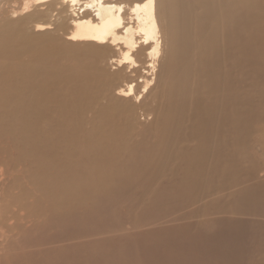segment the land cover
<instances>
[{
	"label": "rangeland",
	"instance_id": "obj_1",
	"mask_svg": "<svg viewBox=\"0 0 264 264\" xmlns=\"http://www.w3.org/2000/svg\"><path fill=\"white\" fill-rule=\"evenodd\" d=\"M126 1L130 3L133 0ZM11 2L8 4L11 9L20 4V0ZM43 20L38 19L37 21ZM217 28L221 30L220 25ZM60 33L62 34V32ZM57 49L61 55L57 52L59 57L57 56L56 60L62 59L58 61L63 62V65H69V73H72L73 70H76L74 68L80 67V65L85 68L87 65V69L97 67L102 70L106 68L105 70L110 72L114 71L109 60L99 59V53L94 49L82 46L69 48V45ZM116 53L114 51V57H117L118 53ZM160 62L157 63L154 79L153 76H149L150 72L146 74L143 71L145 70L144 66L140 63L138 71L131 73L132 76L129 75L135 83L137 81L138 85L141 84L140 80H143V76L153 79L147 92L141 93L143 88L137 87V92L141 93L143 97L139 101L131 99V111H127V107L120 111L124 105H129L126 99L120 100L119 111L111 107L113 106L111 105L113 96L106 91L95 96L93 107L88 113L85 112L74 120H70L69 112H64L69 111L66 96L64 97L66 102L64 107H60L63 111L61 113L56 111L55 104L46 102L44 104V109L48 113L46 118L35 123L39 125L32 132L35 136L34 140L29 139L28 142H25L30 144L31 148H28L30 145L25 143L22 145L23 141L19 140V138L23 140L21 137L23 130L14 121V117L19 112L17 105L12 104L13 101L9 96L0 97V170L9 172L4 175L7 181L4 179L5 183L0 187V197L4 198V195L7 197L14 193L19 194L22 201V209L15 206L14 210H11V217H14L17 225L13 224L9 228V241L0 252V263L264 264V129L262 130L264 122L261 121L264 115V111L262 112L264 97L262 100L259 99L258 103L255 101L263 96L262 92L258 91V94L256 90H252L248 91L250 94H246L250 109H253L252 105L254 108L257 107L253 111L252 109L246 111L251 116L256 114V117L254 122L253 118L250 120L245 117L244 119L245 137L247 138V140L244 139V142L247 141L249 146L246 150L244 148L245 151L243 150L244 153L240 156L241 160L238 161L239 175L236 180L238 191L250 188L255 192L246 193L250 195V198H255L257 195L258 201L252 202L244 198L235 200L238 195L234 197L236 194L234 190L226 191V193L220 191L221 195L219 190L222 187H217L218 185L214 183L211 184V188H215L216 193L214 189H211L210 194L207 195L205 192L197 196V199L183 187L176 186L183 183L182 179H185L188 172L182 150L184 153L196 148L194 136L185 134L187 126H190V130H192L197 125L191 114L194 103L191 101L195 100L196 92L192 89L189 92L190 103L185 104L180 110H175V117L173 115L172 118L177 121L173 119L169 121L168 116L171 114V108L167 106L168 92L163 88L166 85L165 73L162 71L165 62ZM162 64L164 65L162 66ZM236 73L238 75V72ZM237 75L235 74V76ZM252 77L248 78L249 88L256 81ZM202 94H204V98H208L207 93L203 92ZM256 97L257 99H255ZM55 98L61 103V97ZM248 99L254 103L251 104ZM261 102L262 104H260ZM107 103L111 106H108V113L105 115L117 118L115 125L118 130L113 131L109 135L110 137H107L105 144L101 146L92 137L96 133L91 127L90 120L96 116L94 112ZM70 104L69 98V107ZM258 105H262V109ZM188 110L189 112H187ZM258 112L259 116H257ZM155 116H157L156 119ZM186 117L188 118L186 119ZM211 117L214 118L209 124L212 138H215L216 144L221 142L213 147L214 150L212 147L210 148L216 154L224 150L223 148L227 149V145L223 147V144H226L227 131L224 130L225 137L214 136L212 128L221 129V116L215 114ZM180 118L181 120L178 122ZM183 121H189L190 124L189 122L182 124ZM174 122L179 123L178 128L176 124H172ZM169 125L175 129L174 132L170 131ZM180 127H184V131ZM159 128L161 130L158 131ZM236 133L234 135L235 143L238 142ZM219 139L222 140L218 141ZM162 141H164V145ZM222 142L224 143L222 144ZM20 147L22 152L19 150ZM161 147L162 150L166 147L169 151L171 150L170 152H175L172 154L171 160H167L169 154H166V148L162 151ZM53 156L59 161L56 158L52 160ZM216 157H213L214 160L211 161L212 166L215 165ZM12 164L13 170H11ZM161 164L164 166H160ZM150 166L153 170L150 169L151 174L159 172L154 178L151 176L152 180L147 178L151 175L148 173ZM166 167H169L167 168L169 172ZM160 168L165 169L168 174L171 173L170 176L165 172L161 174ZM208 172L205 177L209 175ZM14 173L18 176H15ZM248 173L250 174L248 175ZM33 175L35 182L32 179ZM171 176L172 178H170ZM25 179H28L27 182ZM23 180L28 187L23 183ZM123 183L126 187L124 190H119V186ZM166 187L178 190L175 192L178 195L171 197L168 192L163 193ZM47 191L51 193L47 194ZM228 192L230 193L228 194ZM35 193L36 195H34ZM48 195L56 200H50ZM36 197L38 198L36 199ZM0 199L4 204L2 197ZM27 200L28 202H26ZM33 200L35 204L32 203ZM51 202L53 206L50 205ZM31 206L37 208V211ZM52 208L56 213L51 211ZM36 222L39 224L37 225ZM34 235H36V240Z\"/></svg>",
	"mask_w": 264,
	"mask_h": 264
},
{
	"label": "bare ground",
	"instance_id": "obj_2",
	"mask_svg": "<svg viewBox=\"0 0 264 264\" xmlns=\"http://www.w3.org/2000/svg\"><path fill=\"white\" fill-rule=\"evenodd\" d=\"M11 1L0 0V97L9 96L13 101L12 104L17 105L19 112L14 113L16 114L14 121L23 130V136L21 135L23 140L19 138L23 141L22 145L29 139L34 140L35 136L32 132L39 125L35 123L46 118L48 113L44 109V104L46 102L55 104L56 111L61 113L63 111L60 107H64L63 105L66 103L64 101L65 96L68 98L67 109L69 108V111L64 112H69L70 120L79 118L85 112L88 113L93 107L95 96L105 91L113 96L111 104L113 106L110 105L111 107L119 111L120 100L126 99L129 105H124L120 111L126 107L127 111H131V99H136V101L142 99L141 93L147 92L155 77L157 63L163 61L165 66L162 64V71L165 73L166 81L163 88L168 92L167 106L171 108V114L168 116L169 121L176 120L172 118L173 115L175 117V110H180L185 104L190 103L189 92L192 89L196 92L195 100L192 98L194 101H191V103L194 102L192 106L195 108H189L194 117L193 121L197 125L192 123L196 125L192 130H190V126H187V133H185L194 136L196 148L194 147L195 149L192 151L184 153L181 149L188 172L185 179H182L183 183L176 186L183 187L185 191L197 197L205 192L208 195L213 189L215 191V188H211V184L214 183L218 185L217 187H222L219 194L223 191L226 193V191L234 190L236 193L234 197L238 195L235 200L244 198L252 202L258 201L257 195L255 198H250V195L246 193L255 192L252 189L243 188L245 190L238 191L236 180L239 175L238 161L241 160L240 156L244 153V148L246 150L249 146L247 141L244 142V139L247 140L244 119L245 117L250 118V120L253 118L254 122L257 112L256 110L255 115L252 114V116L247 113L246 110L252 108L250 109L248 106L246 94H250L248 91L252 90L261 91L263 96L259 95L261 98L258 99L256 97V103L264 97V0H131L130 3L126 0H20V4L13 9L8 6ZM38 19L44 20L37 21ZM219 25L221 30L217 28ZM67 45L69 48L82 46L96 50L99 53L98 58L102 61L109 60L114 71L110 72L105 70L106 68L102 70L97 67L87 69V65L86 68L81 67V65L74 68V65L73 68L76 70L69 73V65H63V62L58 61L62 59L56 60L57 52H59L57 48ZM114 51L119 54L116 53L117 57H114ZM59 54L61 55L60 52ZM108 56L110 57L108 58ZM69 57L71 58V56ZM139 63L144 66V68L141 66L143 69H147V71L143 70L146 74L150 72L149 76H153V79L143 76L140 85L136 84L137 81L135 83L129 76L138 71ZM110 69L112 70V68ZM250 77L256 80L251 88L248 87V78ZM138 78L140 79V77ZM139 86L143 88L141 93L137 92ZM203 92L207 93L208 98H204ZM55 97H61V103ZM69 98L71 100L70 107ZM262 101L263 109L262 105H260L261 107L258 106L263 112L264 98ZM250 103L253 104L254 102ZM108 106V103L104 104L102 108L100 106L94 112L96 115L93 117L94 119L90 118L92 119L90 120L91 127L96 133L92 137L101 146L105 144L107 137L113 131L118 130L115 125L117 118L105 115L108 113ZM252 107L253 109L257 108H254V105ZM92 114L91 116H93ZM215 114L221 116L222 126L221 129L213 126L214 136L225 137L224 130L227 131L226 144L222 142L223 147L227 145V149H219L221 151L216 154L212 152L213 147L221 142L216 144L215 138H212V132L209 130V124L214 119L211 116ZM257 116H259V112ZM263 119L261 121L264 122ZM157 120L159 121V119ZM179 120L181 118L178 119V122H180ZM188 122L182 124H188ZM256 123L258 122L256 121ZM93 124L95 126H92ZM172 124L175 125L176 122ZM178 124H176L177 128ZM169 126L170 131L174 132L175 129L171 125ZM163 127L166 126L163 125ZM180 128L183 129L184 127ZM159 130L161 129L159 128ZM248 131L250 132V130ZM160 133L162 132L160 131ZM235 133L238 141L236 143L234 142ZM249 141L251 142L252 139ZM211 147L213 150L210 149ZM28 148H31V145ZM19 150L21 151V147ZM170 151L166 148V154H169L167 160H171L172 154L175 153ZM163 155L165 156V154ZM215 156H217L215 165L212 166L211 161ZM54 158L56 157L53 156L52 160ZM57 160L59 161V159ZM5 162L3 164L6 167ZM158 163L157 166H159ZM160 166L164 165L161 164ZM151 167H148L150 174ZM13 169L12 164L11 170ZM0 171L1 187L5 183L4 179L7 181L4 175H7L8 171L2 169ZM162 172H165V169H161V174ZM207 172L209 175L205 177ZM158 174L157 171L153 172L147 178L151 179V176L154 178ZM170 174L168 175L170 176ZM14 175L18 176L16 173ZM32 179L35 182L34 175ZM161 179L159 180L161 181ZM26 182L24 183L23 180L24 184ZM26 187H28L27 184ZM125 187V183H123L119 186V190H124ZM127 188L130 189L131 187ZM176 191L178 190L166 187L163 193L168 192L169 196L174 197L178 195L175 193ZM190 196L192 197V195ZM1 197L4 204L0 199V252L3 251L2 248H5L3 246H6L5 244L9 241V228L16 224L14 217H11V210L15 206L22 209L19 194L12 193L7 197L5 195L4 198ZM51 197L50 195V200H53L54 197L53 199ZM52 202L50 205L53 206ZM32 203L35 204V201L33 200ZM53 208L55 209V207ZM53 208L51 211L55 212ZM5 251L7 250L5 249ZM2 263L4 264V262Z\"/></svg>",
	"mask_w": 264,
	"mask_h": 264
}]
</instances>
